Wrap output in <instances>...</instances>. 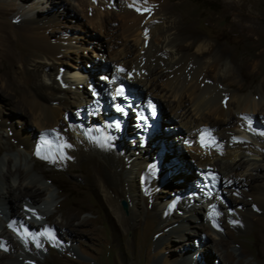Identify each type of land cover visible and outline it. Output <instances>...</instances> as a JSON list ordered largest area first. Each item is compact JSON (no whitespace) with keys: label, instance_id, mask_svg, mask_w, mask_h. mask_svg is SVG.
I'll list each match as a JSON object with an SVG mask.
<instances>
[{"label":"bare ground","instance_id":"6f19581e","mask_svg":"<svg viewBox=\"0 0 264 264\" xmlns=\"http://www.w3.org/2000/svg\"><path fill=\"white\" fill-rule=\"evenodd\" d=\"M27 1L10 0L6 3L8 6L21 8L24 6L23 3ZM104 1L108 2L106 7L111 5L110 0H60L56 3L65 9V14L61 15V20L66 17L78 20L79 17L85 19V17L90 18L91 16L89 23L91 28L102 30L106 16L103 15L105 12L103 9ZM165 1L167 3H157L159 5H148L143 8H128L126 6L116 12L124 23L123 35L125 39L134 42L136 49L133 51L129 44H122V48L118 51L115 49L112 51V57H105L96 53L95 59L98 56L102 57L100 63H95V60L92 59L87 60L80 55H77L74 62L67 59L69 53H77L78 49L73 38L64 37L63 40L59 41L53 38L52 34L55 28L64 27L68 29L65 24L59 23L60 20L56 19L55 14L41 15L39 11L35 15L26 14L22 19L13 22L15 30L12 32H8L0 22V88L5 91L10 90L11 94L8 99L15 102L16 108L27 109L34 127L40 131L39 135L11 133V137L16 140L17 147L20 149V167L12 172L10 159L7 162L6 172V165L0 166V177L3 176L6 184V187L0 186V201L10 205L8 221L0 216V226L3 224V220L7 224L2 226L3 229L0 232V248L5 246L12 250L19 251L20 249L18 255L8 258L14 264L34 263H32L33 257L29 250V244L25 241L19 248L20 245L16 243V238L13 236L16 231L12 233L13 228L8 223L16 218L20 223L27 225L25 228L31 232V237L39 244L46 236L45 231H42L45 224H39V229L34 231L29 228L34 227V225L30 223L31 226H28V223L23 220L24 218L20 216L18 218L16 214L22 209L19 202L24 199L31 201L34 206L41 205V202L46 206L48 201H42V196L51 191L53 186L50 183L40 187L37 181H34L33 184L28 181L31 178L30 171L26 168L28 158L38 159L58 168L70 169L73 175L85 180L79 185L83 189L91 191L92 186L103 188L106 193L105 202L111 208L110 216L122 220L124 225L125 221L119 216L120 205L118 202L122 199L132 202V196L128 189H134L136 192L138 186L132 188L128 174L136 166H139L144 169V174L141 175L142 171L139 168L136 178L144 176V181L142 182L143 186L138 187L143 189V193L138 194L136 206L140 210L141 208L147 210L148 219L151 217L166 219L176 208L180 207L192 215L204 214L205 207L211 209L212 206L221 212L222 205L226 204L227 209L236 212V215L230 216L228 213L223 216L220 215L223 222L224 219L235 220L238 218L239 222L244 224L251 220L257 224L258 234L263 235L264 184L260 183L261 177L250 173L251 169L248 167L253 162L251 166H255V171L262 169L261 165H256V161L258 158L264 159V149L256 147L249 142L250 140L245 139L254 134L255 125L257 127L263 126L257 117L261 113L260 111L256 112L259 105L253 104L250 101L252 99L249 98V100L247 96L241 97L238 94L246 87H235L237 84L230 82L231 76L228 72L226 74L220 73L221 61L225 59L226 52L223 50L215 51L216 42H203L201 36L192 27L183 26L179 20L177 21L174 10L168 5L171 0ZM227 8L243 14L242 9L232 4L228 5ZM107 9H109L110 14L115 13L111 8ZM3 10L4 8L1 6L0 16L4 15ZM214 32L215 30L211 28L210 33L213 34ZM17 41H22L25 44L26 56L17 53V48H15ZM125 56L136 57L133 67L129 68L128 74L124 75L130 86L136 89V94L159 99V104L162 101V105L159 106L161 119L175 121L177 124L176 127L170 126L168 128L179 129L178 131L182 136L181 144L182 141H194L193 147L189 148L192 151V161H190V163H194H191L192 166L197 165L196 167L199 169L218 168L220 174H223L221 178L224 179V183L223 181L222 183L225 192L230 189L228 193L238 196L237 190L240 188L246 193L243 199L241 197L234 199L236 203L234 208H230L231 203L228 199L227 203L224 204L216 201L215 197L206 201L195 200L194 197H199L198 190L193 187V180L198 177L195 169H190L189 174L192 178L195 177L189 182L191 185L180 188L176 194L171 193L167 187L169 184L165 185L163 180L165 173L158 168V165L148 167V161H138L135 156L137 152L141 157L145 149H159L160 145L151 146L154 144L153 138L149 148L143 149L140 145L141 141L127 140V132L117 125L102 122L101 118H98L97 126L91 125L89 127L80 123L76 126L69 125L66 122L65 113H75L77 109L88 103L94 94L102 92L103 88L105 89L111 80L110 78L115 76L117 69L120 66L124 67L121 63L116 64V68L113 70L110 65L122 60ZM3 62L16 65L18 71L12 74L7 72L4 79L1 73ZM87 62L94 64L93 70L85 68ZM27 65L32 66V69L27 68ZM137 65L139 70L135 69ZM100 68H104L105 72L95 76V71H100ZM227 88H231L232 91H228ZM5 97V95L0 96V99L5 100ZM262 105L264 108V103ZM250 106L253 109H250L252 108ZM2 107L0 104V109ZM251 112L253 117H250L246 124V114ZM109 115L110 112H107L104 116ZM65 124H68L67 128H65ZM207 126L211 127L210 129L218 137L219 143L216 142L213 146L200 149L196 146V134L200 128ZM159 134V139L168 152L171 150L168 139H166L168 136L165 131L159 132ZM194 135L195 139L193 138ZM165 140L168 144L165 143ZM129 146L131 150H129ZM143 160H145V156ZM218 161H233V163L226 164V167L223 168L218 167ZM83 162L86 164V169L76 167L78 163ZM40 164L42 163L40 162ZM14 174L20 178L19 183L10 181ZM163 189H166L164 192L167 194L162 197ZM248 190L256 191L253 197L249 195ZM168 195L170 196L167 197ZM240 204L243 207L239 208L238 205ZM130 208V221L134 222L139 217V212L132 206ZM44 212L36 209L28 213L34 214L38 221L43 222L47 220ZM58 213L60 210L56 207L54 213L49 217L53 218ZM176 216L175 220L178 222V226L167 229L168 224H165L161 227L159 232L162 234L163 240H169L174 236L184 238L186 233L194 234L190 229L192 226L179 223L183 217ZM62 219L67 229L66 233L72 236V239L79 237L81 232L83 233L80 230L81 227L87 224V221H84L75 227L72 218L62 216ZM198 222L199 224L194 227L206 229V226L201 224V220ZM15 224H17V220L14 222ZM49 227L54 235L59 237L56 228L52 225ZM242 229V226L235 228V230ZM220 242L224 244V247L228 245L227 240ZM61 246L63 249L76 252L73 245H65L63 242ZM3 259L5 256H0V264H2ZM241 262H243L242 259L239 263ZM52 263H54L52 260L46 261V264Z\"/></svg>","mask_w":264,"mask_h":264},{"label":"rangeland","instance_id":"374dc122","mask_svg":"<svg viewBox=\"0 0 264 264\" xmlns=\"http://www.w3.org/2000/svg\"><path fill=\"white\" fill-rule=\"evenodd\" d=\"M8 1L10 0H0V5L4 8V15L1 14L3 17L0 16V22H2L8 32L14 31L13 22L22 19L26 14L35 15L38 11L41 15L55 14L57 16L56 19L60 20L59 23L65 24L68 29L64 27L55 28L54 33L52 32L53 38L57 41L63 40L64 37L73 38L78 49L77 53H69L67 59L74 62L77 55H80L87 60H95V63H100L102 60L100 56L96 59L94 58L96 53L105 57H112V51L114 49L118 51L122 48V44H129L133 51L136 49L134 42L125 39L123 35L124 23L116 12L126 6L128 8H143L148 5H159L157 3L164 4L166 2L165 0H110L111 5L106 7L108 2L104 1L103 9L105 12L103 15H106L104 29L98 30L92 29L91 25H89L91 16L90 18L85 17V19L84 17H79L78 20L66 17L61 20V15L65 14V9L59 3H56L60 2V0H28L23 3L24 6L21 8L8 6L6 3ZM231 4L242 9L244 15L241 12L228 9L227 6ZM168 5L175 12V19L179 20L183 26L192 27L205 43L216 42L215 51L223 50L226 52L225 59L221 61L220 73L226 74L228 72L231 76L230 82L237 84L235 87H246L242 92L237 93L241 97L247 96L248 99H252L249 100L253 104L257 103L259 107L256 108V112L260 111L261 113L257 117H259V121L263 123V126L257 127L253 125L254 134L245 139L250 140L249 142L256 147L264 149V108H262L264 103V0H171ZM107 8H111L115 13L113 15L110 14ZM211 28L215 30L213 34L210 33ZM15 44H17L15 47L17 48V53L19 52V55L26 56L27 49L25 44L22 41H17ZM135 62V56H125L122 60L116 61L110 66L114 70L116 64L121 63L128 70L133 67ZM93 67L94 64L91 62H87L85 66L87 70H93ZM138 67L137 65L135 69L137 70ZM2 68L1 73L4 79L7 72L12 74L18 71L16 65H9L8 62H3ZM27 68L32 69V66L27 65ZM100 71L96 70L94 75H100L102 73ZM143 72L145 73V71ZM224 86L227 87L225 84ZM227 90L232 91L231 88H227ZM7 91L0 88V96H6L5 100L0 99V104L3 106L0 109V166L6 165V172L7 162L10 159L12 161L10 167L12 172H15L20 167V149L17 147L16 140L11 137V133H21L23 135L33 133L39 135L40 131L34 127L27 109L16 108L17 105L14 106L15 102L8 99L11 93L10 90ZM160 104L162 105V101H160ZM250 109H253V107ZM68 114H73L74 116V112ZM246 116L247 124L250 117H253L252 112L247 113ZM64 118L66 119L65 116ZM161 118L160 115L159 131L161 133L164 128L177 126L175 121H164ZM98 120V118L97 120L90 119L88 125L84 122L76 121L73 125L76 126V124L80 123L89 127L98 124ZM68 124H65V128L68 127ZM178 130V128H175V130L168 128V131H165L169 144L166 140L165 143L171 146V150L166 152L167 149L164 146V153H160L156 158L158 164L154 161V156L158 149L146 150L145 148H149V144L143 148L145 152H143L141 157L139 156L140 154L135 153L138 161H148V167L158 165V168L165 173L163 174L165 185L169 184L167 186L169 187L168 190L174 194L180 188L191 185L189 182L195 177L192 178L189 174L191 172L190 169H195L199 173L203 169H199V167H196L197 165L192 166L193 162H191L192 164L190 163L192 161V151L189 148L193 147V145L189 140L182 141L181 144L182 136ZM129 133H126L127 140L131 135ZM193 138L195 139V135ZM155 139L153 138L152 141L154 142ZM192 142L194 143V141ZM129 150H131L130 146ZM165 152L168 155L164 156ZM144 156L145 160H143ZM244 160H247V158H244ZM26 163H28L26 168L31 174V178L28 181L32 182V184L37 181L40 187L50 183L53 185L50 189L51 191L42 196V201H48L46 206L42 204L43 202L39 206H34L31 201L24 199L19 202L22 209L16 214V217L24 218L23 220L28 223V226L34 225L32 228L29 227L34 231L39 229V224H45L42 230L45 231V239L38 244L31 237V232L27 231V236L21 234L22 238H20V233L17 235V232L13 233L14 229L11 231L14 234V238H16V243L20 245L19 248L25 241L29 244V250L32 252L33 257L32 263L34 264H46L48 260L54 261L52 264H264V232L262 236L258 234V226L251 220L244 224L240 223L238 218L235 220L224 219L223 222L220 215L223 216L226 213L230 216L236 215V212H228L229 209L224 204L227 202H221V204H224L221 207V212L218 208L212 210V208L205 207L204 214L192 215V213L180 207L176 208L166 219L156 217L148 219L147 210L145 208L140 210L136 206L137 198L143 193V189L138 187L140 185L143 186L142 182L144 181V176L136 178L139 168L142 171V173L140 172L141 175L144 174V169L136 166L128 174V179L132 183V188L133 186H138V190L135 192L134 189H128L132 196L131 203L124 199L118 202V205H120L119 216L125 221L124 225L122 220L110 216L111 208L105 202L106 193L103 188L92 186L91 191L83 189L79 185L85 180L73 175L68 168H58L52 164L43 163L41 160L32 158H28ZM217 163L219 164L218 167L225 168L226 164H231L233 161H218ZM252 163L248 167L251 169L250 173L261 177L260 183L264 184V159L258 158L256 161V165L262 166L260 171H255V166H251ZM76 167L86 169V164L84 162L78 163ZM215 169L218 170V168ZM221 175L223 177L222 173ZM10 181L19 183L20 178L14 174ZM222 181L224 183V179ZM0 186L6 187L3 176L0 177ZM224 189L223 187V191ZM229 190L228 192H230ZM164 191L166 189H163L162 197L167 194ZM237 191L239 192L238 196H233L224 191V195L226 193L225 196L231 203L230 208L235 207L234 199L236 197L243 199L246 194L240 188ZM247 192L250 196L252 195L251 197L256 193V191L252 190ZM122 201L126 203L125 209L121 206ZM130 206L134 209L136 208L135 210L139 212V217L134 222L130 221ZM9 207V204L0 201V216L5 221H8L7 218L10 217ZM56 207L60 210V213L55 214L53 218L49 217L54 213ZM238 207L241 208L243 205L240 204ZM36 209L46 212H44L47 218L46 221L40 222L38 218H35L34 214H29ZM176 215L183 217L179 223L192 226L190 229L194 234L186 233L184 238L174 236L169 240H163L162 234L159 232L161 227L165 224H168L167 229L178 226V222L175 220ZM62 216L64 218H72L75 227L77 224L87 221V226L84 225L80 229L83 233L81 232L79 237L73 239L71 238L72 236L67 235ZM16 220L18 219H13L14 222ZM199 220H201V224L206 226V229L194 227L199 224ZM5 221H2L0 232L3 229L2 226L4 227L6 224L4 223ZM22 225L23 227L27 226H24L23 223ZM51 225L59 232L60 238L54 235L49 227ZM61 226L64 227L62 228ZM238 226H242L243 229L235 230ZM226 240L228 245L224 247V244L220 241ZM63 242L65 245H73L76 252L63 249L61 246ZM19 251L2 246L0 248V256H5L2 264H14L8 258L18 255ZM241 259L243 262L239 263Z\"/></svg>","mask_w":264,"mask_h":264},{"label":"clouds","instance_id":"9594fccd","mask_svg":"<svg viewBox=\"0 0 264 264\" xmlns=\"http://www.w3.org/2000/svg\"><path fill=\"white\" fill-rule=\"evenodd\" d=\"M126 68V67H125ZM102 69H104V68H101V72H102ZM105 72V71H104ZM147 97H150V96H146V97H142L141 96V98L143 99V101L147 98ZM152 98V97H151ZM153 99V102L155 103V104H157V106H158V108H159V106H160V104H159V101L158 100H156V99H154V98H152ZM91 101V100H90ZM80 109V108H79ZM76 112V111H75ZM68 113H65V115H67ZM68 116L70 117V118H75L74 116H75V113H74V116H70L69 114H68ZM159 116H160V113H159ZM159 122H160V117H159V120H158V134H159ZM207 127H210V126H207ZM211 128V127H210ZM166 129L168 130V128H164V131H166ZM126 132V131H125ZM167 132V131H166ZM130 134H132L131 132H130ZM159 137H160V134H159ZM158 137V138H159ZM157 138V139H158ZM160 140V139H159ZM155 141V140H154ZM161 141V140H160ZM190 141V140H189ZM150 142L151 141H149L148 142V144H150ZM162 143V142H161ZM152 145H154V146H156L155 145V143L154 144H151V146ZM157 146H158V144H157ZM158 151H159V149H158ZM163 153H164V151H163ZM156 156V155H155ZM155 156H154V158H155ZM213 170H215L217 173H219L220 174V172L218 171V170H216V169H214V168H212ZM197 174H198V171H197ZM221 175V174H220ZM222 177V176H221ZM199 178V176L197 177V179ZM196 179V180H197ZM196 180H193V182H195ZM221 180H222V178H221ZM223 184V183H222ZM224 198H225V200L227 201V198H226V196L224 195ZM207 200H209V199H207ZM197 201H199V200H197ZM202 201H206V200H202Z\"/></svg>","mask_w":264,"mask_h":264},{"label":"water","instance_id":"95a60500","mask_svg":"<svg viewBox=\"0 0 264 264\" xmlns=\"http://www.w3.org/2000/svg\"><path fill=\"white\" fill-rule=\"evenodd\" d=\"M121 206L123 207V209H125L126 208V203L125 202H121Z\"/></svg>","mask_w":264,"mask_h":264},{"label":"snow or ice","instance_id":"6c2138e0","mask_svg":"<svg viewBox=\"0 0 264 264\" xmlns=\"http://www.w3.org/2000/svg\"><path fill=\"white\" fill-rule=\"evenodd\" d=\"M138 11H139V9H137ZM69 147L71 146V145H68ZM213 179H215L214 177H213Z\"/></svg>","mask_w":264,"mask_h":264}]
</instances>
